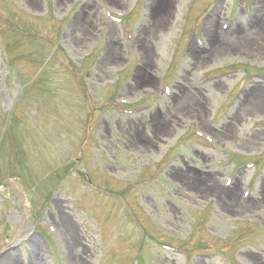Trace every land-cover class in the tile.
Masks as SVG:
<instances>
[{"label":"rangeland","instance_id":"obj_1","mask_svg":"<svg viewBox=\"0 0 264 264\" xmlns=\"http://www.w3.org/2000/svg\"><path fill=\"white\" fill-rule=\"evenodd\" d=\"M257 73L264 0H0V264H264Z\"/></svg>","mask_w":264,"mask_h":264},{"label":"bare ground","instance_id":"obj_2","mask_svg":"<svg viewBox=\"0 0 264 264\" xmlns=\"http://www.w3.org/2000/svg\"><path fill=\"white\" fill-rule=\"evenodd\" d=\"M207 28H208V30L210 31V32H212V33H214V34H216L217 36H221L220 35V33H217V31H216V29H214V26H213V24H212V22L211 21H209L208 23H207ZM229 32V31H228ZM242 36H232L231 38H233V41H237L239 38H241ZM235 39V40H234ZM232 41V42H233ZM221 198L224 200V201H226V203L227 204H233L234 202V200H233V197H231V199L227 196V193L226 194H221ZM78 264H79V262H78Z\"/></svg>","mask_w":264,"mask_h":264}]
</instances>
